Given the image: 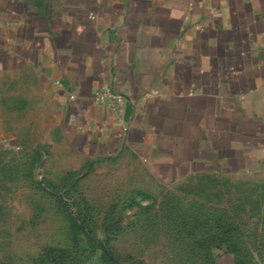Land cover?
<instances>
[{
  "label": "crops",
  "instance_id": "0c3cea01",
  "mask_svg": "<svg viewBox=\"0 0 264 264\" xmlns=\"http://www.w3.org/2000/svg\"><path fill=\"white\" fill-rule=\"evenodd\" d=\"M106 85L122 111L96 99ZM9 86L91 161L126 156L163 184L251 174L264 167V0H0V95Z\"/></svg>",
  "mask_w": 264,
  "mask_h": 264
},
{
  "label": "rangeland",
  "instance_id": "374dc122",
  "mask_svg": "<svg viewBox=\"0 0 264 264\" xmlns=\"http://www.w3.org/2000/svg\"><path fill=\"white\" fill-rule=\"evenodd\" d=\"M9 87L0 264H264V167L163 184L126 156L84 158L53 112Z\"/></svg>",
  "mask_w": 264,
  "mask_h": 264
},
{
  "label": "built area",
  "instance_id": "2783aa9c",
  "mask_svg": "<svg viewBox=\"0 0 264 264\" xmlns=\"http://www.w3.org/2000/svg\"><path fill=\"white\" fill-rule=\"evenodd\" d=\"M75 95L71 94V98ZM96 99L104 103L108 108L115 111H122V108L126 102V96L119 91L114 90L110 86H103L95 92Z\"/></svg>",
  "mask_w": 264,
  "mask_h": 264
},
{
  "label": "trees",
  "instance_id": "16d2710c",
  "mask_svg": "<svg viewBox=\"0 0 264 264\" xmlns=\"http://www.w3.org/2000/svg\"><path fill=\"white\" fill-rule=\"evenodd\" d=\"M236 264H237V260H236Z\"/></svg>",
  "mask_w": 264,
  "mask_h": 264
}]
</instances>
